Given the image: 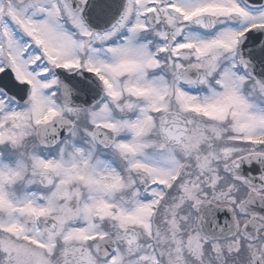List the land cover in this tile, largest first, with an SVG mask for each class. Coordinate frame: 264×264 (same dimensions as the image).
Here are the masks:
<instances>
[{
    "label": "snow or ice",
    "instance_id": "1",
    "mask_svg": "<svg viewBox=\"0 0 264 264\" xmlns=\"http://www.w3.org/2000/svg\"><path fill=\"white\" fill-rule=\"evenodd\" d=\"M0 264H264V0H0Z\"/></svg>",
    "mask_w": 264,
    "mask_h": 264
}]
</instances>
